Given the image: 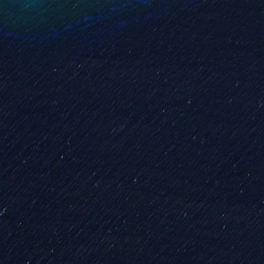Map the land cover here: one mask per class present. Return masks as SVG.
Segmentation results:
<instances>
[{"label":"water","instance_id":"water-1","mask_svg":"<svg viewBox=\"0 0 264 264\" xmlns=\"http://www.w3.org/2000/svg\"><path fill=\"white\" fill-rule=\"evenodd\" d=\"M0 264H264V0H0Z\"/></svg>","mask_w":264,"mask_h":264}]
</instances>
